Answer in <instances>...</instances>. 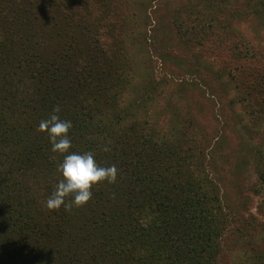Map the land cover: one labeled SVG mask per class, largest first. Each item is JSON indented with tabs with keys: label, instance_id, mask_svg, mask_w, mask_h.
Instances as JSON below:
<instances>
[{
	"label": "trees",
	"instance_id": "trees-1",
	"mask_svg": "<svg viewBox=\"0 0 264 264\" xmlns=\"http://www.w3.org/2000/svg\"><path fill=\"white\" fill-rule=\"evenodd\" d=\"M117 13L113 0H0V264H216L231 232L235 216L224 211L212 162L224 133L202 130L203 115L187 130L172 118L166 130L143 111L145 99L125 104L127 67L117 63L125 34L102 44ZM234 48L229 83L249 98L250 118L264 120V45ZM56 105L73 123L71 151L119 169L116 183L95 186L91 201L71 211L46 207L63 156L37 129ZM250 156L264 190V150ZM242 228L233 233L254 236ZM258 258L264 264V253Z\"/></svg>",
	"mask_w": 264,
	"mask_h": 264
},
{
	"label": "rangeland",
	"instance_id": "rangeland-1",
	"mask_svg": "<svg viewBox=\"0 0 264 264\" xmlns=\"http://www.w3.org/2000/svg\"><path fill=\"white\" fill-rule=\"evenodd\" d=\"M222 1L223 7L214 5L211 9L206 0H113L119 13L116 24L103 32L102 44L109 48L110 35L125 34V49L118 51L117 63L127 67L119 82L128 85L121 93L126 105L129 101L144 103L141 99H145L143 111L157 115L166 130L171 128L172 118L187 130L191 117L203 115L205 124L198 121L202 130L215 126L217 132L213 134L224 133L226 147L222 145L212 160L213 171L222 180L218 182L220 197L229 204L224 211L235 219L231 232L222 237L216 264H260L258 254L264 253V190L250 153L254 147L264 150L263 113L255 112L250 118L249 98L242 102L247 95L229 83L231 67L237 64L229 57L238 53L239 48L234 47L239 40L251 46L264 45V11L259 7H264V0ZM128 21L132 24L127 26ZM116 43L118 46V39ZM104 59L96 60L100 64ZM246 75L252 77L250 72ZM241 125L240 130L232 131ZM238 226L254 236L233 233Z\"/></svg>",
	"mask_w": 264,
	"mask_h": 264
},
{
	"label": "clouds",
	"instance_id": "clouds-1",
	"mask_svg": "<svg viewBox=\"0 0 264 264\" xmlns=\"http://www.w3.org/2000/svg\"><path fill=\"white\" fill-rule=\"evenodd\" d=\"M61 107L56 105L49 115L42 119L38 131L45 133L51 151L63 156L57 165L61 179L55 185L46 200L49 210L71 211L73 207L86 206L93 198V188L103 182L114 184L117 182L119 169L115 164L100 166L91 151L79 153L71 151L72 140L70 131L73 128L71 120L61 118ZM103 151H110L108 146Z\"/></svg>",
	"mask_w": 264,
	"mask_h": 264
}]
</instances>
